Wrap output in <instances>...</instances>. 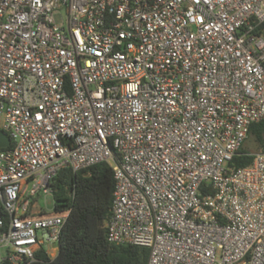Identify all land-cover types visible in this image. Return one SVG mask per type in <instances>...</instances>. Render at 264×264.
<instances>
[{
    "label": "built area",
    "instance_id": "1",
    "mask_svg": "<svg viewBox=\"0 0 264 264\" xmlns=\"http://www.w3.org/2000/svg\"><path fill=\"white\" fill-rule=\"evenodd\" d=\"M263 23L264 0H0V264L59 251L68 214L33 199L99 163L109 243L264 264V152L227 169L264 120Z\"/></svg>",
    "mask_w": 264,
    "mask_h": 264
},
{
    "label": "trees",
    "instance_id": "2",
    "mask_svg": "<svg viewBox=\"0 0 264 264\" xmlns=\"http://www.w3.org/2000/svg\"><path fill=\"white\" fill-rule=\"evenodd\" d=\"M261 29L264 31V23ZM250 136L255 138L259 152H264V120L250 127ZM252 161L253 154L240 148L227 169L247 167ZM51 187L54 212L68 214L60 234L59 251L51 258L41 248L31 264H147L148 248L107 241L105 225L111 215L114 190L108 164L99 163L76 172L63 168L52 179Z\"/></svg>",
    "mask_w": 264,
    "mask_h": 264
},
{
    "label": "rangeland",
    "instance_id": "3",
    "mask_svg": "<svg viewBox=\"0 0 264 264\" xmlns=\"http://www.w3.org/2000/svg\"><path fill=\"white\" fill-rule=\"evenodd\" d=\"M55 19L58 22V18L56 17ZM241 148L244 152H246L248 154H256L259 152L257 142H256L255 138L252 136L247 137V139L241 145ZM33 200L35 202L37 210L42 209L43 211H45L47 213H51V214L54 212L53 199L51 197H44V195L38 194L37 196L34 197ZM54 248H57V245L44 247V249L49 254L54 253ZM55 253H58V251Z\"/></svg>",
    "mask_w": 264,
    "mask_h": 264
},
{
    "label": "water",
    "instance_id": "4",
    "mask_svg": "<svg viewBox=\"0 0 264 264\" xmlns=\"http://www.w3.org/2000/svg\"><path fill=\"white\" fill-rule=\"evenodd\" d=\"M10 145V139L0 131V149L7 148Z\"/></svg>",
    "mask_w": 264,
    "mask_h": 264
},
{
    "label": "crops",
    "instance_id": "5",
    "mask_svg": "<svg viewBox=\"0 0 264 264\" xmlns=\"http://www.w3.org/2000/svg\"><path fill=\"white\" fill-rule=\"evenodd\" d=\"M57 255V253H53L51 258H54Z\"/></svg>",
    "mask_w": 264,
    "mask_h": 264
}]
</instances>
